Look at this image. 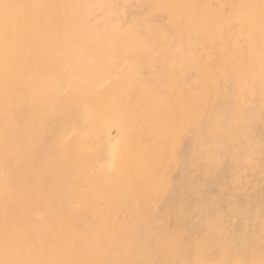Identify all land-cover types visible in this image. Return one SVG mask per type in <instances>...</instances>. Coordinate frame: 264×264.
Instances as JSON below:
<instances>
[{"label": "rangeland", "instance_id": "374dc122", "mask_svg": "<svg viewBox=\"0 0 264 264\" xmlns=\"http://www.w3.org/2000/svg\"><path fill=\"white\" fill-rule=\"evenodd\" d=\"M112 1L111 12L106 8L105 3L102 7L95 9L91 19L95 26L94 30L89 28L90 25H84V23L79 25L76 40L64 51L62 44L59 45V42L52 39L49 34L45 36L47 40L44 41L45 49L41 54L34 48L15 51L3 45L4 51H9L11 55L14 54L18 59L17 65H20L19 62L25 65L30 70V74L39 75L42 82L51 81L59 69L65 72L66 68L70 67L68 64L63 66L61 56L65 55L71 63H74L73 67L77 68L81 64L84 66L89 64V58L94 59L95 57L99 67L107 70L106 80L102 87L110 82H122L130 88L129 92H132L133 96L142 95V86L148 91L162 94L168 93L169 90L178 94H190L188 97L195 100L192 105L193 120L190 122L191 124L187 123L185 132L183 129L181 130V137H179L180 140L175 148L177 150L175 157L171 160L168 156L170 162L158 169L159 172L154 177L152 187L145 192L146 196H141L143 192L139 193V189H143L141 182L136 181L135 184L129 185V189L132 191L130 193L126 186H117L116 194L111 196L109 205L113 209L106 217V229L110 230L107 232L109 234L107 237L109 241L119 235H121L120 238L124 237L125 239L127 231L134 227L139 228L143 233L141 234L142 248L152 249L154 247L151 252L148 251L150 264H213L221 260L218 259L221 255V251L218 250L222 244L235 242L238 245L242 243L245 244L246 249V252L242 253V257L248 264L250 258L257 257L255 254L260 252L264 246V243L262 244L264 242V73L257 71L258 59L255 52L247 46H244L245 48L241 45L238 46L234 39L229 41L227 50L230 56L225 58V63H228V67L233 71L237 68L246 69L244 72L247 77L246 82L237 85L233 80L222 78L221 74L215 72V63L216 66L221 63L222 55L215 54L217 50H209L203 45L206 31H201L202 22L185 23L183 14L176 18L171 17L170 12L166 9L167 4H162L159 0ZM202 1L203 6H199L200 14L202 12L205 14L210 10L215 11L221 16L219 25L223 23L228 25V29L239 32L238 29H241L239 23L233 18L234 11H239V7L234 10L239 0H235V2L232 0ZM254 1L259 0H248L247 9L250 13H253L256 7L253 4ZM246 2L244 0L245 5ZM12 4L8 10L0 12V32H3L7 27L14 26L16 9L20 8L19 10L22 12L27 9L25 0H14ZM24 6L25 8H23ZM12 8L16 10L13 13L14 17H12ZM66 9L67 12L64 15L67 17L59 16L53 20V24L58 28L71 27L76 23L79 13L84 11V8L81 7L74 9L67 6ZM26 20H29L28 17L23 15L18 20L20 23L17 28L21 27L19 30L29 28V36L32 37L38 32L41 34L45 31V26L42 30H38L41 27L38 26L40 21L28 24ZM121 22L128 28L130 35L111 47L119 35L118 30L123 28ZM186 30L188 31L185 32ZM200 32L203 33L202 36ZM169 35L171 40H169ZM130 37L131 40H129ZM126 41L130 45H126L124 43ZM95 43H101L103 47L95 52L96 54L91 55V49ZM135 44H138L139 47L135 48ZM58 45L59 47L56 48ZM235 46L238 47L235 48ZM119 56L121 63L116 59ZM134 56L136 66L132 69L128 65ZM232 64L236 66L235 69L232 68L234 66ZM205 71H212L214 75L212 80H215L217 84H210L211 80L209 81ZM200 72L201 74H199ZM230 81L232 82L227 87V83ZM158 84L161 86L159 87ZM198 92L199 94H197ZM23 93L26 95V90L22 87L17 95H8L6 104H0V108L3 110L11 103H20L24 100L22 101L23 110H26L27 119L31 122L32 127L25 130L24 135L17 131L18 135L16 134L15 137L6 138V140L4 138L0 142V188L4 193L1 200L3 205L0 206V236L4 243L3 253H0V264H9L11 236L14 235L16 229H22L23 237L27 240L32 238V242L39 240L37 232L42 225L45 230L47 229V232L57 230L68 238L77 236L82 242L89 239L86 225L96 223L98 215L102 213V211L99 213L97 208L95 209L96 194H88L84 199L87 203L83 207H77L75 201H79L86 194L83 193V180L92 182L94 188L104 185L108 181V171L104 166L106 163H110L115 145L113 142L114 129H109L107 123L101 119L99 129L102 130V134L94 135L95 131H91L93 136H90L93 140L92 143L97 148V156L93 165L85 168L79 167L78 173L74 174L72 178L68 174H65L64 179L59 178L56 175L54 160L59 156L60 145L64 141L72 139L71 131L78 130L83 133L81 129L84 125L81 124L78 129H72L73 126L61 123L58 118L60 115L58 99L50 100L46 94L48 103L38 104L39 106L36 107L30 99L25 101ZM152 95L153 98L155 94ZM221 101L223 106L219 109L216 108ZM236 104L243 106L241 113L246 121L245 124L250 125L251 121L253 126L257 125L259 132L258 134L254 131L251 135H240L238 131L241 126H234L237 131L231 139L232 145L229 147V151H226L225 156L219 159L213 151L215 147H221L225 138L216 132L213 134L217 136V141L213 142L211 136L205 131L203 118H206L207 114L213 117L219 112L221 113V126L225 127L226 125L225 132L231 130L230 120L233 119L231 113L235 114ZM18 108L20 110V107ZM173 108L177 109L175 112L178 113L176 104L172 106ZM2 110L0 109V111ZM254 110L256 113L253 112ZM249 111L252 112V115ZM15 116L16 114L13 113L0 112V123L4 124L9 121L13 124L16 121ZM224 117L225 120H222ZM170 120L171 118L167 119L169 123ZM27 126L29 125L27 124ZM164 135H156L158 137L156 141L163 142L169 138V134L166 132ZM109 136L112 139H110V144H107ZM208 141L209 143L206 144ZM218 141L220 143H217ZM208 145H212L211 148H207ZM10 150L11 153H9ZM179 156L180 158H178ZM4 159L9 161L11 159L14 166L18 160L24 161L25 164L20 166L21 169L17 175L11 176L1 168ZM32 164L38 166L39 171L33 178H29L24 170ZM60 180L69 181L70 188L66 187L68 183H64V181L61 183ZM12 188L16 189L20 195L19 200L14 204L10 202L15 197V193H9ZM135 195L144 199L147 211H138L137 203L132 200ZM234 208L237 211V216L233 214ZM41 213L44 214V218L40 217ZM111 228H115L119 232L114 234ZM252 234L253 236H251ZM181 239L187 240L185 242L187 246L182 245L183 249L179 243ZM149 240L151 241L148 242ZM41 243L42 241H38L35 253H41ZM87 252L83 248V250L74 252V256L86 260ZM68 254L70 259L74 258L72 253ZM218 254L219 256H217ZM175 256L186 258L184 261L176 262L173 259ZM231 257L235 258L234 253ZM58 259L60 258L58 257ZM229 261L226 260L227 264L234 263L230 258ZM95 263L97 262L94 261L91 264ZM125 263L124 259L118 262H113L111 259L99 260V264Z\"/></svg>", "mask_w": 264, "mask_h": 264}, {"label": "bare ground", "instance_id": "6f19581e", "mask_svg": "<svg viewBox=\"0 0 264 264\" xmlns=\"http://www.w3.org/2000/svg\"><path fill=\"white\" fill-rule=\"evenodd\" d=\"M13 1L14 0H1L0 12L8 10V7L13 5L12 4ZM25 1L27 3L26 11L22 12L19 10L20 8H18L16 9L17 10L16 12L14 8L16 12V16H15L16 23H14V26H10L9 28L7 27L4 29L3 32H0V104H6L8 95H13V96L17 95L20 88L23 87V89L26 90V95H27L26 96L25 93H23V96H25V101H28V99H30L36 105V107H38L39 106L38 104L48 103L46 98V94H48V98L50 100L58 99V103H59L58 113L60 114L58 118L61 121V123L64 122L69 126L70 125L73 126L72 129H78L79 125L81 124L84 125L81 129L83 133L78 132V130H74V132L71 131L72 139L70 141H64L60 145V153L59 156L54 160V166H55L56 175H58L59 178L61 179H64L65 174L70 175V177L72 178L74 174L78 173L79 167L85 168L86 166L93 165L94 159L97 156V150H96L97 148H95L94 144L92 143L93 140L92 137L90 136H93V133H91V131H95L94 135H96V133L102 134V130L99 129L100 128L99 122L101 119L107 123V127L109 129L110 128L114 129L115 133L113 136V142L115 143V145L113 147L114 152L110 159V163H106L104 166L105 168H107L108 171L107 172L108 181H106L104 185H98L97 187L94 188L92 182L83 180L82 188L84 192L83 191L82 192L86 194L79 201H75L77 202L76 204L77 207H83L87 203V201H84V199L87 198L88 194H92V195L96 194L95 209L97 208L98 211H100L99 213H101V211L102 213L101 215H98V219L96 223L86 225V231L89 234L88 236L89 239H86V241L82 242L81 240L78 239L77 236H75V238L73 237L68 238L63 233L57 230L54 232H47V229L45 230L44 226L42 225L41 229L37 232V235L39 236V238L37 239L39 240L32 242V238H29V240H27L23 237L24 232L22 229H16L14 235L11 236V240H12L11 251H10L11 257L9 258L8 263L9 264H87L88 262V264H91L95 261L97 262L95 264H99V260L106 261L108 259H111L113 260V262H118L121 259H124L126 260L125 264H150L151 260L149 259L150 255L148 254V251L151 252L152 249H154V247L152 249L142 248L141 242L143 241V238H141L142 236L141 234L143 233L140 231L139 228L134 227L129 231H127L125 235L126 236L125 239L124 237L120 238L121 235H119V237L111 236L113 238L111 241H109V238L107 237L109 234L107 232H109L110 230L106 229L107 227L106 217L109 215V212L113 209L112 207L110 208L109 206L111 202V196L116 194L118 185L126 186L128 188V192L129 193L132 192L131 189H129L130 188L129 185L135 184L136 181L141 182V186L143 188V189H139V193L143 192L141 196H146L145 192L149 190L148 188L152 187L153 185L152 183L154 182L153 181L154 177L159 172L158 169L167 165L168 162H170L169 161L170 158L172 160V158L175 157V153L177 152L175 148L180 140L179 137H181L180 136L181 130L183 129L185 132V130H187V123L191 124L190 122L193 120L194 109L192 110V105H193V101L195 100H191L189 98L190 94H188L189 95L188 97V95L182 93L178 94L170 90H169L170 92L168 91V93L162 94L158 92L148 91L143 86H142L143 90L141 92L142 95L133 96L132 92H129L131 91L130 88L127 87L126 84L125 83L123 84L122 82H110L109 84H106L105 87H102L106 80L107 70L99 67L97 61L95 60V57L94 59L89 58V64L85 66L81 64L77 68V67H73L74 63H71L69 58H67L65 55L61 56L63 66L65 64H68L70 65V67H67L65 72H62L61 69H59L55 73L51 81L42 82V79L39 77V75L30 74L31 73L30 70L25 65H23L20 62H19L20 65H17L16 61L18 62V59L14 56V54L11 55L9 51H4L3 45H5L8 48L14 49L15 51H22L25 49L34 48L35 51H38L39 54H41L45 49L44 41L47 40L45 36L49 34L52 37V39L59 42V45L62 44V49L64 51V49L67 46L71 45L72 42L76 40L78 28L80 27L79 25H82L81 23H84V25H90L89 28L91 30H94L95 26L92 24L91 19L93 14L95 13V9L102 7L105 3V6H107L106 8L111 12L112 9L111 3L113 1L112 0H25ZM159 1H161L162 4L163 3L167 4L166 9L170 12L169 15L173 18L179 17L180 15L183 14L185 23L202 22L203 26L201 28V31H206L205 33L206 36L203 45L209 50L211 49L217 50V51L214 50L215 54L222 55L223 60L217 66L215 63V67H214L215 68L214 70H216L215 72L221 74L222 78L225 77L228 78L229 80H233L237 85L243 84L247 80V77L245 76L244 73L246 70L245 68H237L235 71H233L228 67L229 64L225 63L224 61L225 58H229L230 56L227 49H229L228 46L232 41V39L236 40L238 46L239 45L243 47L247 46L250 50L255 52L256 57L258 59L257 71L258 73H262V72L264 73V0L253 2L254 6H256L253 13H250V11L247 9L248 0H246L247 1L246 5L244 3V0L242 1L239 0L237 2V5H235L234 10L237 7H239V11H234L233 18L234 20H236L237 23H239V26L241 28L238 29L239 32H236V30L228 29L229 28V27L227 28L228 25L226 26L223 23L219 25L218 23L221 16H219L220 14H217L215 11L212 10L207 11L205 13L207 15L203 14V12H202L203 15L200 14L199 6H203L202 0H159ZM232 1L235 2V0ZM24 4H20V5H24ZM67 6H71L74 9L81 7L84 8V11L79 13V15L77 16L76 23L71 27L67 29L58 28L57 26H55V24H53V20L57 19L59 16L67 17V15H64L67 12L66 9ZM23 8H25V6ZM14 10L12 8L13 11L12 14L15 13ZM14 15L15 14H13L12 17H14ZM23 15H26V17H28L29 20H26L28 24H33V22L40 21V24L38 26L41 27L38 28V30H42L43 26H45L44 28L45 31L42 32L41 34H39L38 32V34L36 33L31 37L28 34L29 28H24L22 30H19L21 27L17 28V25L20 23L18 20ZM194 15L195 17H193ZM4 17H5V13H4ZM217 19L218 21L216 22ZM20 25L22 26V23ZM121 25L123 28H120L119 29L120 31L118 30L119 35L116 37L114 41L115 43H113L111 47H114L115 45L119 44V42L122 39H126L130 35V31L128 30V28H126L123 22H121ZM187 31L188 30H186L185 32ZM169 37H170L169 40H171L172 38L170 35ZM131 39L132 38L130 37L129 40ZM124 43L126 45L129 44V42L127 41ZM59 45L56 48H58ZM36 46L37 48H35ZM137 46L139 47L138 44L134 45L135 48ZM198 46H202V45H198ZM238 46H235V48ZM102 47L103 45L101 43H95V45H93L91 49L92 50L91 55L96 54L95 52H98V50H100ZM214 47H216L217 49ZM200 53L199 56H201ZM80 56H82V54H80ZM135 56L134 59H131V63L128 65L130 66L129 68L133 69L136 66ZM182 56H184V54H182ZM120 58L121 57L119 56V58L116 59L121 63ZM209 61L211 60L209 59ZM235 67H236L235 65L232 66V68L234 69ZM191 68L194 69L192 66ZM206 69L208 70V68ZM212 71L211 72L205 71L207 73L206 76L208 77L209 81L211 80L210 84L211 83L217 84L215 80H212L214 77ZM199 74H201V72ZM231 82L232 81H230V83H227V87L230 86ZM190 83L193 82L190 81ZM252 88H250V90H252ZM254 90L256 92V89ZM152 94H155L153 98H152L153 96ZM197 94H199V92ZM169 97L171 99H168ZM22 101L20 103H11L10 106L4 108L3 110L2 108H0L2 110L0 111L1 113H13L14 115L16 114L15 116L16 121L13 122V124H11V122L9 121L4 124L0 123V142L4 138L5 140L6 138H13L16 136V134L18 135V133L24 135L25 130H29V128L30 129L32 128L31 122L28 121L27 119L26 110H23ZM205 103H203V106H205ZM175 104L178 106V113L175 112L177 111V109L176 110L174 108L172 109V106H174ZM222 106H223V102L221 101L216 108L219 109ZM18 107H20V110ZM235 107L237 109L235 114L230 112L233 117V119L230 120L231 121L230 125H232L231 130H226V132H225L226 125L225 127H223L224 125L221 126L222 125V123L220 122L221 113L218 112L217 115H213V117H210L209 114H207L206 118H203L205 131L211 136V140L213 142L217 141V136H215L213 133L218 132V134H221L225 138V141L221 143V147H217V148L215 147L214 148L215 150L213 151V153L216 156H218L219 159H222L225 156V154L227 153L226 151H229V147H231L232 145L231 139L233 138L234 135H236V131H237V129L234 126H239V125L241 126V129L238 131L240 135H247V134L251 135L254 131L256 132V134H258L259 132L257 125L253 126L251 121L250 122L248 121L250 125L245 124L246 121L241 113L243 112L241 111L243 109V106L242 105L238 106V104H236ZM250 111L249 113H251L252 115V112ZM105 112L107 113L104 116ZM253 112L256 113L255 110ZM259 116L261 117V115ZM225 117L222 120H225ZM168 118H171L170 123L167 121ZM232 120L234 121L233 123ZM27 124L29 126H27ZM164 132L169 134V138L167 140L164 139L165 141L163 142L156 141L158 139L156 135H160V136L162 134L164 135ZM110 139L112 138H110L109 136L107 140V144H110ZM253 140L255 141V139ZM208 143L209 141L206 142V144ZM217 143L220 142L218 141ZM203 144L205 145L204 142ZM211 146L212 145H208L207 148L209 147L211 148ZM209 152L212 154L211 151ZM9 153H11V150L9 151ZM168 156L170 158H168ZM178 158H180V156ZM22 164H25V162L22 160H18L14 166L13 163L11 162V159L10 161L4 159L1 168L3 169L4 172H7L8 175L15 176L17 175L19 169H21L20 166H22ZM24 171L29 178H33L39 171V167L32 164L29 165L28 168ZM162 176L164 175L162 174ZM60 181L62 183L64 180H60ZM64 183H68V185L66 184V187L70 188L69 181L68 182L64 181ZM1 189L2 188H0V206L3 205V202L1 200L4 195V193L2 192L3 190ZM12 192L15 193L14 194L15 197L14 199L10 200V202L14 204L19 200L20 195L18 194V192H16V189L14 188L9 190V193ZM141 196L135 195L133 196L132 200L137 203L139 212L141 211L145 212L147 211V205ZM233 212H234L233 214L237 216V211L235 208ZM41 214L42 216L40 217L44 218L45 217L44 214L43 213ZM141 222L144 223V221ZM111 229L112 232H114V234L119 232L116 231L115 228H111ZM251 236H253V234ZM242 239L244 240V238ZM254 239L255 238L253 237V240ZM38 241H42L41 253H35L36 251L35 248L38 246ZM150 241L151 240H149L148 242ZM185 242H187V240H183V239L179 240L181 249H183L182 245L187 246V243ZM263 243L264 242H262V244ZM244 246L245 244L240 243L237 245L235 242L222 244L218 250L221 251L220 253L221 255L220 256L219 254L217 255L219 256L218 259L221 260L213 264H227L226 260L229 261V258L234 261L233 264H246L242 257V253L246 252ZM3 248H4L3 238L0 236V253L3 251ZM83 248H85L88 251L87 252L88 256L86 260L74 256V252L80 251L81 249L83 250ZM124 249L127 251L126 253L124 252L122 253V251H125ZM232 252L234 253L235 258L231 257V255L233 254ZM68 253H72V256L74 258L70 259ZM121 253L124 254L123 257ZM255 255H257V257H254L253 259L250 258L248 264H264V246L262 249H260V252H257ZM58 257L60 259H58ZM185 258L186 257L180 258L179 256H175L173 259L174 261L179 262V261H184ZM59 260H61L60 263Z\"/></svg>", "mask_w": 264, "mask_h": 264}]
</instances>
